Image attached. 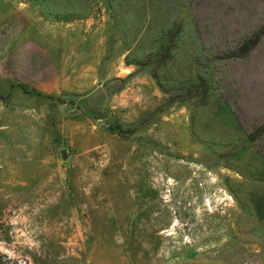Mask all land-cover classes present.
Masks as SVG:
<instances>
[{
	"label": "rangeland",
	"instance_id": "1",
	"mask_svg": "<svg viewBox=\"0 0 264 264\" xmlns=\"http://www.w3.org/2000/svg\"><path fill=\"white\" fill-rule=\"evenodd\" d=\"M0 264H264V0H0Z\"/></svg>",
	"mask_w": 264,
	"mask_h": 264
}]
</instances>
